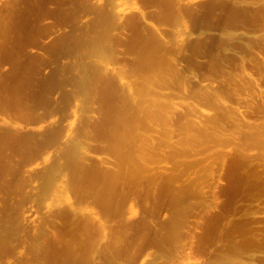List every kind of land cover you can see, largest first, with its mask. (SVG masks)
Returning <instances> with one entry per match:
<instances>
[{
	"label": "rangeland",
	"instance_id": "374dc122",
	"mask_svg": "<svg viewBox=\"0 0 264 264\" xmlns=\"http://www.w3.org/2000/svg\"><path fill=\"white\" fill-rule=\"evenodd\" d=\"M34 1L36 0H33L30 5L34 11L32 8H30V10L28 9L29 11L32 10L34 14L29 13L28 16H36L37 13V19L40 17L38 20H41L38 21L40 22V27H38V29H45V31L41 30L43 34H45L46 31L47 33L60 31V33L54 36L55 38L53 37L54 42L57 38H59L56 40L58 43L59 41H63L62 39L66 37L65 40L69 44V47L73 46L71 45L72 43L75 44V39H78V36H81L78 52L74 53L71 57H67V59H62V61L69 66L67 67L65 65L66 68L64 72H66V77L72 80L75 78L74 75L76 76V74H78L80 79H76V81L73 80L72 82L74 87L70 95V101H72L70 111L67 113H58L59 115L54 114L52 118L53 121H55V119H57L56 121L61 120L63 124L64 120L69 121V129L63 131L60 130L62 128L59 127V132L55 133V135L57 134L56 136L60 135L61 137L58 144L55 145L54 149L47 152L49 154L46 153L43 155V158L37 157L31 163L35 171L32 176V182L28 187L29 190L26 189V184L22 185V187L21 185L19 186V189H24L19 190V194L22 193L19 195V200L21 198V202H19L20 206L18 210H15L16 208L12 210L14 213L17 212L19 219L17 216V219L15 216V219L13 218L12 214L16 215V213L10 212V214L12 213L11 216L8 215L9 213L7 212L3 213V215L0 214V237L2 238H0V244L3 248L2 250L0 249L2 254H0V260L3 261V263L0 261V264H141L142 262H147V264H209V262L211 264H264V262H261L264 261V156L259 157V151L256 150L258 148L260 151L261 149L264 151V146L261 145L260 147V144H255L250 140L249 143H247L244 138L245 141L239 142V146V144H237V139L241 134L238 135L235 128V130L231 129L233 126L222 119L223 117L221 118L220 124L223 126L225 125L224 127L228 124L227 129L224 127L222 129V126L218 124L220 128L217 127L219 130L217 137H209L207 140L210 144L204 141L202 146L199 141H195V138L183 134L185 131L182 127V121L184 123L186 120L183 116H185V112L188 113L189 107L194 111L196 107H198L197 109L206 113V115L203 112L201 114V111H199L200 114H198V112L195 111L199 115L195 114V116H198L197 119L201 122L200 125L202 126L213 127L214 125H212L211 120L216 116L215 113H217L218 116L222 115L221 110L219 109L220 114L217 111L218 109L212 105V101L197 97V92L200 91L203 85H207V87L209 85L208 88H202L201 91H204L203 93H205L206 90L204 89L206 88L208 91H211V88L214 89V87L220 89L222 93L217 92V89H214L215 91L213 90L212 93L218 94V101H220L219 98H223L220 101L222 103L219 102L220 104H224L225 102L226 105H228L229 103L227 104V102H230L231 104H229V106L232 107H237L239 103H236V105L233 103L234 99L238 98L232 95V85L236 83L238 86L240 83L247 82V75H250V79L253 77L252 81H254V83L260 80L256 83L258 85L256 86L260 90L264 89V0H177L181 3V6L183 3L189 5L187 7L185 6L183 9L179 7V5H175L176 1L174 0L172 2L175 6L171 5L172 2H169V0H84V2L83 0H78L77 5L75 4L77 0H60L63 4L59 2L61 6L59 5L57 8L55 5L50 6L52 2L49 0L47 1H49V4L51 3L50 5H41V2L43 4L44 0H37V3ZM56 1L57 0L54 2L59 4ZM79 1H81V3ZM91 2H93V4ZM38 3H40V7ZM21 5L20 7L24 8L25 6L26 9L29 6V4L27 6V3L26 5ZM48 5L49 10L46 9V11L45 7L47 8ZM41 7L44 8V10H41ZM61 7H63L65 14L73 16L75 14L73 18L68 17L67 20H70V24L72 23L71 19L73 20L75 18L77 20L80 19L81 22L83 21V31L77 30L76 22L72 23L74 26L67 24V22H69L65 17L67 15H64ZM177 7L180 9H177ZM20 9L22 11L25 10V8ZM51 9H55L52 11H56V13L59 11L58 14H53L55 12L50 13ZM123 10H125V13L127 12L128 16L133 14L131 11H134V13L137 12L136 16H134L135 14L131 16L132 18L138 17L140 13L143 12L144 14L142 15L144 16H140V18L143 20L145 17V20H143L144 22L142 23L139 19V24L137 18V23H134L140 26H134L133 23V28L130 27L131 24H129V26L127 22L131 23L134 20L129 18L130 20L128 21V16L126 14L123 15ZM178 10L180 12H178ZM1 11L2 9H0V12ZM25 11L22 13L25 14L27 12ZM35 11L38 12L35 13ZM128 11H130L131 15H129ZM187 11H190V13L188 14ZM4 13H6L4 17L7 16V12L4 11L3 14ZM22 13L20 14L22 15ZM27 13L25 14L26 16ZM3 14H0L1 17ZM182 15L183 18L181 17ZM79 16L80 18H77ZM125 16L127 17L125 18ZM63 17H65V19ZM122 17L126 20H123ZM42 18H44L45 21H43L42 25H44V23L46 24L47 20L46 26L41 25ZM61 19L62 21H60ZM53 20H57V22L55 23ZM58 21H60V24ZM48 23L53 24L49 26ZM124 24H126V26ZM146 24H148L147 28L145 27ZM56 25L58 27L60 25L68 31L60 27V30H57L58 27ZM51 26L53 28L55 27V30H53ZM47 28H51L49 29L50 32ZM153 28L154 30L158 29L157 32H160L157 33ZM38 29L36 28V30ZM152 30L154 33H152ZM41 31L40 33L37 31V34L41 35ZM79 32L82 33L79 34ZM61 33L63 36L59 37L58 35ZM157 34L161 36L159 37L161 39L158 38ZM23 35L25 34H21L19 39H21ZM27 38L23 36L22 40H26ZM51 42L48 44H50V46L52 45L54 50H51V47L47 44L43 46L44 48L41 47L39 50L42 51L39 54L42 57L38 58L41 59L45 57L44 61L43 59L40 60L45 64L53 60L58 66L60 63H57L56 59L60 60L61 58L59 59V57L61 54L60 52L57 54L56 49L60 51V44L58 46L57 43ZM47 46L48 49L46 50ZM44 49L47 51L45 53L46 55L43 54ZM48 50L50 53H48ZM53 52H55V54H53ZM49 58H51V60H49ZM0 60L2 61L1 57ZM174 61L175 63H172ZM171 64H175L173 66L176 67H172ZM99 68L100 70L102 69L101 72ZM107 69L110 73L109 78H111V75H117V78L114 79L118 80L117 70L120 74L119 77L121 78L123 76L120 85L123 82V84H125V82L130 84H128V86L127 84L126 86L121 85L120 87H127L128 92L126 93L125 91L126 94L123 93L124 90L122 88L118 90L119 92L122 91V93L117 92L119 93L117 97L115 93L118 88H112L111 90L112 86L117 85L114 84L117 80L112 79L113 81L111 82V79L106 77V75L109 76V73L107 74ZM170 69L173 70V73L170 72ZM177 69L181 73H179ZM113 70H115L116 73L111 74ZM98 71L100 73H98ZM105 71L106 73H104ZM175 72L178 76H182V80L179 79V77L176 78L177 75ZM172 74L176 77L174 78ZM82 76L84 77L83 79ZM105 77L109 79V82L105 81ZM100 80L102 82L104 81V85L100 83ZM119 80L116 83H118ZM97 81L100 82L97 83ZM108 83L110 85H108ZM106 84L110 86V88L107 87ZM16 85L19 87L18 82H14V86L18 88ZM211 85L212 87L210 88ZM196 86L197 88L201 86L199 87V91L196 90L197 92L195 91ZM230 86L232 87L230 88ZM237 86L235 85L234 87ZM117 87H119V84ZM259 89L258 93L260 91ZM108 90L113 91L116 96H113L112 93L110 94ZM229 90L231 94H228ZM262 90L260 91L261 95L264 94ZM128 93L132 96L129 97L130 95ZM192 93L194 96L196 94L195 100L198 101L197 103L195 102V106L192 105L195 101L194 97H192ZM258 93H256V95L259 97L260 94ZM122 94H125V96L128 94V98H125L124 95V97H121ZM205 94L209 93L206 92ZM261 95L260 99L262 101L259 100L257 96H251L254 100L248 97L250 100L248 99L249 101L245 102L244 106H242L243 103H239L241 109H244L241 110L239 108V110L242 112L244 111V115H255L254 117L251 116L254 120L250 117L252 121L249 117L247 118L244 116L247 118L246 120H250H248V122L253 124L258 122L257 116L260 115L259 113L256 114L257 109L255 110L256 112H253L255 109L253 104H256L257 108L258 105H261V102L264 103L263 96L261 97ZM132 97H134V100L130 99ZM197 98L202 101L204 99L205 102L209 104H207V108L205 107L206 103L204 101L203 103L200 102ZM127 99H130V101H127L130 104L126 103L125 100ZM256 99H258L259 104L256 102ZM251 100L253 102H251ZM191 101L192 103L190 104L189 102ZM237 101L238 100H235L234 102ZM156 103L158 107L155 106ZM185 103L189 105L186 110L182 109L183 106H187ZM198 103L199 105H197ZM165 104L169 105L166 106ZM202 104H204V106H202ZM220 104L219 106H221ZM163 105L164 108H161ZM208 106H210V108ZM247 106H254V108L251 107L253 110L249 109V114L247 112ZM134 107L137 109H134ZM153 109L155 113H153ZM180 109L181 112H177V110L179 111ZM157 110L158 112L156 113ZM136 111L141 112L137 113ZM159 112L161 114H159ZM172 112L173 114H171ZM213 112L215 115L214 117ZM165 113L170 116L171 121H161L163 123L162 125L159 120H156ZM174 113H176V116L178 114L177 118H175L176 116ZM143 115L145 118H143ZM209 115L213 118H209ZM87 116H90V120L92 116L97 120L93 121L94 118H92L90 122V120H87ZM260 116L262 117V114ZM203 117H205V122L202 119ZM261 117H259V122L263 121ZM45 121L47 122L48 119H45L41 125L49 124V121L47 123ZM170 123L175 124L177 127L179 126V128H175L176 130L182 129L183 131H173L172 128H174L175 125L173 127L171 124L170 127ZM224 129L226 130L224 131ZM245 130L246 127L243 131ZM172 131L173 133H171ZM226 131L228 135H232V137L228 136ZM178 132L183 135H175ZM233 132L236 135H234ZM62 133L63 135H61ZM224 133L227 137L224 136ZM173 134L178 137L173 136ZM190 134H192V132H190ZM167 135L169 138L172 136V139H168ZM52 136L53 135H51V137ZM234 136L237 138L236 140ZM183 137L188 138L183 139ZM189 137L192 139L191 142L187 141ZM134 138L136 140H134ZM225 138H228V142L231 140L236 142L235 146L228 143ZM148 139L152 140L155 146L157 145V141H159L156 146V148H158H153L155 146L151 144L152 142L149 143ZM178 139H180V142L185 140L181 142L183 146L179 144ZM213 139H217V142ZM174 140L177 143L173 142ZM142 141H144V146L142 145L143 143H140ZM166 141L171 143V145ZM232 141L231 143L234 144ZM79 142H81V144L77 146ZM165 142L168 144L167 146L164 144ZM75 143L77 144L75 145ZM138 143L139 145L141 144V146L137 145ZM161 143L163 144L161 145ZM146 144H148L147 147ZM243 144L244 146L240 149ZM245 144H252L254 148L250 145L247 149ZM137 146L143 148L138 149ZM236 146H239V148L237 149ZM78 147H80V149ZM151 147L154 154L152 150L150 151ZM188 148L192 149V151L194 150V152L190 150L191 153H189ZM243 148L245 149L243 150ZM183 149H185L184 151L187 153L184 152ZM74 150H77L78 153ZM177 150L179 152H177ZM145 151L148 154H146ZM217 151H221L218 153L221 158L226 155L225 157L227 159L224 158L226 162L221 158V161L218 160L219 156H215ZM229 151H231L230 153L232 155ZM233 151L236 152V157L232 153ZM238 151H240L239 155H241L242 152L243 154L245 153V157H247L246 154L249 153L250 156L248 155L247 158L250 157V159L245 157L241 159L244 155L239 156ZM262 151L261 153L264 155ZM71 152H76V156L74 153L71 154ZM213 152H216V154H213ZM254 154L256 156L258 154V158L255 157ZM251 155H253L252 158ZM86 157L89 158V160H87L88 162L85 159ZM90 157L97 158L96 160L97 162L99 161V163L100 160H102L101 163L103 162V166L106 164L107 166L105 167H107V169L110 168V171L105 173L104 170V173H100V175L98 172L101 171V169L99 170V166L95 169L96 165L94 163V165L90 164V167L93 166V170L90 169L92 172L90 170L88 174L84 172L85 168H83L82 160L83 158L85 159L84 164L86 168H88L89 163L95 161L94 158H92L94 161L92 159L90 160ZM214 158L220 164L222 161L223 163L218 165ZM237 158L238 161H236ZM202 159H207L205 160L207 162ZM239 159L242 161L241 164H239L241 162ZM245 159H247V162L243 161ZM195 160L201 161L196 163ZM209 160L213 166L210 164ZM190 161H195L198 167H196L195 164H190ZM213 161L215 163H213ZM188 164L191 166L194 165L196 168L192 166L190 170L186 171V165ZM208 166L212 167L209 168ZM204 167H206L207 170ZM213 167L217 169L214 168L216 174L214 173L215 171H211ZM187 168L189 169V166ZM201 168L202 171H200ZM52 170L54 173H52ZM196 170L200 173L197 171L196 175H193ZM204 171L209 172L204 173ZM202 173L205 175L203 174L204 176L200 177ZM209 173H213V176H208ZM103 174L106 176H102ZM166 176L167 178L169 176L172 178L169 177L167 180V178L165 179ZM193 177H195V180L191 179ZM204 177H206V179ZM59 180H61V184H59ZM8 182L5 180V184ZM57 184L61 186H57ZM5 186H7V188H5ZM5 186H2V188L5 190L7 189L6 192L9 188L12 189L10 184H6ZM2 188L0 185V192H3V195L4 191L1 190ZM44 188L47 192L43 190ZM27 190L29 191L28 195L24 198L23 194H25ZM54 190L56 192H54ZM13 191L15 193L18 190H10V192ZM212 191L216 194L214 195ZM6 192L4 194L5 196H0V200H2L1 197H5V201L8 203L15 195L12 194V196L9 195L8 197L10 193ZM5 201H3V204L0 201L2 206H6L7 203ZM40 201H42V203ZM7 207L8 205L3 209L5 210ZM59 207L61 209L65 207L69 215L72 214L71 216H76V220L73 217V220L70 218L68 219V217L71 216H69L67 211L63 210V208V212L65 211L64 213H67L66 216H68H65L64 219H67H57L54 217L55 219H52L51 223L50 219L52 215L55 214L53 210L58 212V209L60 210L58 213H63H61ZM7 210L11 211L9 208H7ZM59 215L55 216L60 218L61 216ZM90 216L96 218V221L99 222L94 223L95 219H91ZM182 216L185 217V219ZM9 219H12V222L9 221ZM81 219L86 220L87 226L89 222L88 228L93 225L92 229L88 230V228H83L85 225L81 224L84 222ZM6 220L8 222H6ZM46 220L49 222L47 223ZM177 220H180L179 222L181 223H178ZM4 222H6V225ZM189 223L190 225H188ZM82 225L84 226L81 227ZM180 226L181 228L178 229ZM38 229H42L47 236L43 232L42 234L41 232L39 233ZM95 229L96 231L94 232L97 236L93 232ZM96 232H98V234ZM142 232H144V234H142ZM171 232L172 234L174 233V236L171 235ZM189 232L190 235L193 237L196 236V238L187 235ZM204 232L205 234H203ZM48 233H53V235ZM139 233H141V235ZM201 233L202 237H200ZM16 234L17 236H15ZM43 234L45 237H43ZM186 235L188 238H191L190 241L188 238L185 239L187 237ZM208 236H210L211 239ZM39 237L41 239H39ZM174 237L178 238L176 239ZM205 237L207 241L205 243L203 241L201 242L200 240H203ZM115 240H119L117 241L118 243L116 242V245ZM180 240H183L181 244L179 242ZM197 240L200 243H198ZM10 243L13 245H10ZM182 243L185 249L187 245L191 247L188 246L189 248L187 247L186 251ZM196 243H198V245ZM211 244L212 246H209ZM201 245H204L207 251L204 250L205 248L203 247V249ZM207 245L209 247H207ZM257 245L262 249H257ZM11 246H13V248H11ZM211 247L212 251L208 253ZM10 250L13 251L9 252ZM140 256L145 259L142 260ZM180 256L181 258H179Z\"/></svg>",
	"mask_w": 264,
	"mask_h": 264
},
{
	"label": "bare ground",
	"instance_id": "6f19581e",
	"mask_svg": "<svg viewBox=\"0 0 264 264\" xmlns=\"http://www.w3.org/2000/svg\"><path fill=\"white\" fill-rule=\"evenodd\" d=\"M33 0H0V9H2V11L4 12H7V16H5L4 17V15H6V13H4L3 14V12L1 11L0 12V14L2 15L3 14V16L1 17V15H0V57H1V59H2V61L0 60V185H1V188H2V186L4 187L6 184H10L11 186H9V187H11L13 190L15 189V190H18V191H16L15 193H14V191L13 192H10V190H12V189H8V191L7 192H9L10 194H8V197H9V195L10 196H12V194H14L15 196L13 197V198H11V200L7 203L6 201H5V197H1V199L2 200H0L1 201V203L3 204V201H5L7 204H6V206L8 205V207L7 208H9L11 211H9V210H7V208L4 210L3 208L4 207H6V206H2V204L0 205V207H3V208H0L1 210V212H0V214H2L3 215V213H9L8 215H10L11 216V214L12 213H14V211L12 212V210H14V208H16L15 210H18V207L20 206L19 205V202H21V198H20V200H19V195H21L22 193H20L19 194V190H21V189H23V188H21L22 187V185H27V187H26V189H28L29 190V186H30V184H31V182H32V176H33V173H34V169L35 168H33L32 167V162L34 161V159L35 158H37V157H40V158H43V155H45L47 152H49L51 149H54V147H55V145H57L58 144V142H59V140H60V135L59 136H56L55 135V133H57V132H59V127L60 128H62V129H60V130H68L69 129V127H68V123H69V121H67V120H64L63 122H64V124L61 122V120H59V121H56L57 119H55V121H53L52 120V118H53V115L54 114H58V113H67V112H69L70 111V109H71V106H72V101H70V95H71V93L73 92V90H72V88L74 87L73 86V84H72V82H73V80L74 81H76V79H80L79 78V75L78 74H76V76L74 75V79H72V80H69L67 77H66V75H65V73L66 72H64V69L66 68L65 67V65H66V63L64 62V61H62V59L64 58H66L67 59V57H71L74 53H77L78 52V47H79V43H80V38H81V36H78V39L76 38L75 39V44H71V45H73V46H68L69 44L67 43V41L65 40V38L64 39H62L63 41H59L58 43L56 42V40H58L59 38H57V39H55V42H54V40H53V37L54 36H56L58 33H60V31H52V33L50 32V30L49 29H51V28H53L52 26H51V28H47L48 29V31L50 32V33H47V31L45 32V34H43V30L45 31V29H43L42 28V26H46V24H47V20H46V24L44 23V25H42V23H43V21H44V18H42V22H41V30L40 29H38V27H40L39 25H40V22H38V21H41V20H38L37 19V13L36 12H38V11H35V13H36V16H32V15H29L28 16V14L30 13H33V8H32V6H30L31 5V2H32ZM37 1V0H36ZM36 1H34V2H36ZM39 1V0H38ZM42 1V0H41ZM40 1V2H41ZM45 1H47V0H44V2ZM49 1H51L52 2V4L50 5L49 4ZM49 1H47V2H43V4H42V2H41V5H47V4H49L50 6H56V8H57V6H61V4H63V2L62 1H60V0H57L56 2L57 3H59V4H56L54 1H52V0H49ZM74 1H76V0H74ZM90 1V0H89ZM162 1V0H161ZM173 0H169V2H172ZM174 1H176L175 2V5L177 4V6L179 5V7H181L182 9L183 8H185V6L187 7V6H189L188 4L187 5H185L184 3H183V5H184V7H183V5L181 6V3L179 2V1H177V0H174ZM203 1H205V0H203ZM203 1H201V2H203ZM22 2H24V3H22ZM80 3H81V1H79ZM83 2H84V0H83ZM87 2V1H86ZM164 2H168V1H164ZM21 3H22V5H26V3H27V6H28V4H29V6L27 7V9H26V7L24 6V8H25V10L27 11L28 9L30 10V8H32V12L31 11H25V10H21L20 8H22V9H24L23 7H20V5H21ZM37 3V2H36ZM54 3V4H53ZM69 3V2H68ZM74 3V2H73ZM77 3H78V0H77V2L75 3L76 5H77ZM92 4H93V2H91ZM108 3V2H107ZM196 3V2H195ZM39 4V7L41 6L40 5V3H38ZM38 4H36V5H38ZM87 4V3H86ZM111 4V3H110ZM118 4H119V2H118ZM171 4V3H170ZM21 5V6H22ZM49 5L47 6V8L45 7V10L47 9V10H49ZM66 5V4H65ZM69 5V4H68ZM75 5V6H76ZM81 5H83V4H81ZM112 5V4H111ZM171 5H173V6H175L174 4H173V2H172V4ZM63 6V5H62ZM79 6H80V4H79ZM104 6V5H103ZM71 7H73V8H75L74 6H71ZM106 7V6H105ZM179 7H177V9L179 8ZM52 8V7H51ZM55 8V7H54ZM62 8V11H63V7H61ZM66 8H68V7H66ZM78 8V7H77ZM91 8V7H90ZM89 8V9H90ZM108 8V7H107ZM44 10V8H42L41 7V10ZM60 9V8H59ZM64 9H65V7H64ZM72 9V8H71ZM96 9V8H95ZM176 9V10H177ZM180 9V8H179ZM46 10V11H47ZM52 10H55V9H51V12L50 13H53V12H55V13H53V14H58V12L56 13V11H52ZM69 10V9H68ZM92 10V9H91ZM20 11H22V12H26L27 13V16L24 14V13H22V12H20ZM46 11H44V12H46ZM62 11H60V12H62ZM84 11V10H83ZM96 11V10H95ZM124 11V13H123V15H127L128 16V14H127V12L125 13V10H123ZM22 13V15L20 14V13ZM90 12V11H89ZM99 12H100V10H99ZM129 12V15H131L130 14V11H128ZM136 12V11H135ZM178 12H180L179 10H178ZM188 12V14L190 13V11H187ZM63 13H64V15H67V16H65L66 17V20L68 19V17H74L75 16V14H74V16L73 15H69V14H65V12L63 11ZM131 13H133V14H135L134 16H136V14H137V12L136 13H134V11L132 12L131 11ZM20 14V15H19ZM26 16H24V15ZM34 14V13H33ZM47 14H48V12H47ZM78 14V13H77ZM80 14V13H79ZM122 14V13H121ZM132 14V15H133ZM142 14H144L143 12H141L140 13V15L138 16V17H131V16H128V21L130 20V19H132V20H134V21H132L131 23L130 22H127L128 24L127 25H129V24H131V26L130 27H132L133 28V25L135 26L136 24L134 23V22H136L137 23V18H138V20L140 19L141 20V22L143 23L144 21L143 20H145V17L143 18V20L140 18V16H144V15H142ZM181 14V13H180ZM183 14V13H182ZM81 15V14H80ZM96 15V14H95ZM187 15V14H186ZM24 16V17H23ZM31 16V17H30ZM87 16V15H86ZM86 16H84V17H86ZM127 16H125V18L127 17ZM35 17V18H34ZM65 17H63L64 19H65ZM92 17V16H91ZM120 17V16H119ZM180 17V16H179ZM182 18H183V15L181 16ZM3 18V19H2ZM59 18V17H58ZM62 18V19H63ZM77 18H80V16L79 17H77ZM82 18V17H81ZM123 18V17H122ZM130 18V19H129ZM136 18V19H135ZM2 19V20H1ZM62 19L60 20V21H62ZM71 19V18H70ZM93 19V18H92ZM123 20H126V19H124L123 18ZM122 20V21H123ZM140 20L138 21V23L140 24ZM49 21V20H48ZM55 23L57 22V20H53ZM60 21H58V23L60 22ZM64 21V20H63ZM67 21H69V22H67V24H70V20H67ZM45 22V21H44ZM50 22H52V21H50ZM53 22V23H54ZM66 22V21H65ZM71 22L73 23V22H76V28H77V30H79V31H83L82 29L84 28V24L80 21V19H71ZM117 22V21H116ZM119 22V21H118ZM1 23H2V25H1ZM39 23V24H38ZM52 23V24H53ZM70 24V25H72V26H74L73 24ZM79 23V24H78ZM134 23V24H133ZM52 24H50V23H48V25L50 26V25H52ZM60 24V23H59ZM133 24V25H132ZM145 24V23H144ZM55 25V24H54ZM58 25V24H57ZM56 25V26H57ZM61 25H62V23H61ZM94 25V24H93ZM125 26H126V24H124ZM147 25L148 24H146L145 25V27L147 28ZM48 26V27H49ZM63 26V25H62ZM62 26H60L59 25V27L61 28V29H63L62 28ZM115 26V25H114ZM119 26H120V24H119ZM123 26V25H122ZM136 26H140V25H136ZM38 29V30H36V28ZM58 27V26H57ZM59 27H58V29L57 30H60L59 29ZM69 27V26H68ZM71 27V26H70ZM116 27V26H115ZM45 28V27H44ZM55 28V27H54ZM53 28V30H55ZM75 28V29H76ZM90 28V27H89ZM141 28V27H140ZM65 29V28H64ZM148 29H149V26H148ZM150 29H152V28H150ZM156 29V28H155ZM65 30H67V29H65ZM71 30V29H70ZM117 30V29H116ZM153 30H154V28H153ZM152 30V33H154V31H156L157 32V30H154L153 31ZM37 31L40 33V31L42 32L41 33V35L39 34H37ZM63 31V30H62ZM68 31V30H67ZM72 31V30H71ZM75 31V30H74ZM64 32V31H63ZM66 32V31H65ZM88 32V31H87ZM156 32H155V34H156ZM158 32H160V31H158ZM157 32V33H158ZM47 33V34H46ZM72 33V32H71ZM80 33H82V32H79V34ZM179 33V32H178ZM21 34H25V35H23V36H26V40H22V38H23V36H21L22 38L21 39H19V36L21 35ZM66 34L68 35V33L66 32ZM70 34V33H69ZM73 34V33H72ZM72 34H70V35H72ZM76 34V33H75ZM84 34V33H83ZM154 34V35H155ZM177 34V33H176ZM42 35H43V37H42ZM158 35V38L159 37H161L160 35H161V33H160V35L159 34H157ZM59 37L60 36H63L62 35V33L60 34V35H58ZM57 36V37H58ZM73 36V35H72ZM84 36V35H83ZM39 37H40V39H39ZM68 37V36H67ZM55 38V37H54ZM63 38V37H62ZM159 39H161V38H159ZM61 40V39H60ZM82 40V39H81ZM51 41H53V43H57L58 44V46H59V44H60V51H58V49H56L57 50V54L60 52V54H61V56L59 57V59L60 60H57L56 59V61H57V63H60V65H58L57 66V64H55L56 62H53V60H51V58H49V60H51L50 62H46V64L43 62L45 59V57H43V58H38V57H42L41 55H39L40 54V52H42V51H39L40 49H41V47H43V46H45V45H47L48 43H50ZM160 41V40H159ZM63 42V43H62ZM69 42V41H68ZM62 43V44H61ZM51 44H52V42H51ZM56 44V45H57ZM48 46L49 47H51V50H54V48H53V46L51 45L50 46V44H48ZM48 46L46 47V50L48 49ZM54 47L56 48V46L54 45ZM44 48V47H43ZM53 48V49H52ZM50 49V48H49ZM47 51H45V49H44V53L43 54H45ZM56 52V51H55ZM55 52H53V54H55ZM48 53H50V51L48 50ZM42 54V53H41ZM56 54V55H57ZM46 55V54H45ZM49 55V54H48ZM44 56V55H43ZM58 58V57H57ZM43 59V61H40V60H42ZM47 59V58H46ZM55 60V59H54ZM76 60V59H75ZM19 61V62H18ZM47 61V60H46ZM59 61V62H58ZM67 61V60H66ZM18 62V63H17ZM172 63H175V61L174 62H172ZM72 64V63H71ZM75 64V63H74ZM97 64V63H96ZM99 65V64H98ZM97 65V66H98ZM173 65H175V64H171V66L172 67H176V66H173ZM67 67H69L68 65H66ZM57 67H58V70H57ZM74 67V66H73ZM103 67V66H102ZM78 69V68H77ZM174 69V68H173ZM97 70V69H96ZM99 70H100V68H99ZM102 70V69H101ZM101 70H100V72H101ZM175 70V69H174ZM66 71H67V69H66ZM177 71H179L178 69H177ZM99 71H98V73H100ZM116 72H117V74H118V80H119V72L116 70ZM115 72V70H113V73H111V74H114V73H116ZM170 72L171 73H173V70H171L170 69ZM73 73V72H72ZM104 73H106V71L104 72ZM109 72H108V69H107V74H108ZM179 73H181L180 71H179ZM95 74V73H94ZM93 74V75H94ZM101 74H103V73H101ZM175 74H176V72H175ZM109 76H107L106 75V77L107 78H109L110 77V73L108 74ZM122 75V74H121ZM177 75V77L176 76H174L173 74H172V76L175 78H178L179 77V79H181L182 78V76H178V74H176ZM84 76V75H83ZM82 76V79L84 78ZM94 76H96V75H94ZM105 76V75H104ZM112 76H115V77H112ZM117 75H111V78H109V79H111V82L113 81V80H117V79H114V78H117L116 77ZM250 76V75H249ZM248 75H247V82H243V83H240V85L238 84V86H237V84L235 83V85L237 86V87H234L235 85L233 84L232 86H230V88L232 87V95L234 96H236L238 99H234V101L235 100H238L237 102H234L233 101V103H234V105H236V103H243L242 104V106H244V103L245 102H247V101H249L250 99L248 98V97H250V98H252L251 96H257L256 95V93H258V85L256 84L257 82H259L260 80H258V79H255V80H258L256 83H254V81H252V78L250 79V77H249ZM105 77V78H106ZM123 77V76H122ZM122 77L120 78V80H119V82L118 83H116V82H114V84H117V85H115V86H112L111 87V90H112V88L114 89H117V91H116V95H117V97L119 96L118 94L119 93H122V91L121 92H119L118 90L119 89H122L123 88V90H124V92L123 93H125V91H126V93L128 92V90H127V87H123L122 86V88H120L121 87V85H125L126 86V82H125V84H121L120 85V82H122L121 80H122ZM249 77V78H248ZM72 78V77H71ZM96 78V77H95ZM106 78V82H109L108 80L109 79H107ZM242 78H244V77H242ZM241 78V79H242ZM91 79H92V75H91ZM113 79V80H112ZM240 79V80H241ZM97 80H98V77H97ZM182 80V79H181ZM86 81V80H85ZM101 81V80H100ZM100 81H97V83H99ZM242 81V80H241ZM240 81V82H241ZM14 82H18L19 83V87L18 88H16L15 86H14ZM104 82V81H103ZM102 81L100 82V83H102L103 85H104V83H103ZM118 84H119V87H117L118 86ZM129 84V83H128ZM128 84H127V86H128ZM207 84H209V83H207ZM101 85V84H100ZM108 85H110L109 83H108ZM130 85V84H129ZM203 85V84H202ZM257 85V86H256ZM97 86L100 88V86L97 84ZM106 86H107V84H106ZM183 86V85H182ZM107 87H109L110 88V86H107ZM199 87H201V86H199ZM199 87L197 88V86L194 88L195 89V91L197 90V91H199ZM204 87H207V85H203V87H201V89H200V91L199 92H197V94H198V98H204V99H206V100H208V101H212V105L213 106H215L216 107V109H218L217 111L220 113V111H219V109L221 110V112H222V115H219L218 116V114L217 113H215V115L216 116H218V117H216L215 115H214V112H213V117H211V115H209L208 117L209 118H213L212 120L211 119H209V120H211V123H212V125H214L213 127H208V126H202V125H200L201 124V122H199L198 121V119H197V117L199 116L198 114H200L199 113V111H201V110H199V109H197L198 107H196V109H195V111L196 112H198V114L194 111V110H191L190 109V107H189V105H187L188 103H185L187 106H183V108L182 109H187L188 107V109H189V111H188V113H186L185 112V116H183L184 118H186V120L184 121V123H183V121H182V124H183V130L185 131V133H183V134H185V135H188V136H190V137H193V138H195V141L197 140V141H199L200 143H201V146L203 145L202 143L204 142V141H206V143H209L208 142V138L209 137H213L214 138V136H216L217 137V133H219V130L217 129V127L219 126L218 124H220V122H221V118L222 119H224L227 123H229V124H231L232 126H233V128H231V129H236L237 130V134L239 135V134H241V135H239V138L237 139L235 136V140L237 139V141H238V143L237 144H239V142H241V141H245L244 139H246V141H247V143H249V140L250 141H252V142H254L255 144H260L259 146L261 147V145L262 146H264V103H262L261 102V105H258L259 103V101H258V99L259 100H261L260 99V91L262 90H260L259 91V93L258 94H260L259 95V97H258V99H256V102L258 103L257 105V108H256V104H253L254 106H255V109L253 110V108H254V106H251V107H253L252 109H251V107L249 108L248 106V114H249V109L250 110H253V112L257 109V112H256V114L257 113H259L260 115L262 114V117L260 116V115H258L257 116V118H258V124L257 123H251V122H248V120H246L248 117L250 118L252 115L251 114H247L248 116H246V115H244V111L242 112L241 110L243 109H241V107L239 106V103H238V105H237V107H232V106H229V104H231L230 102H227V104L228 105H226V103L224 102V101H226V100H224L223 102H224V104H220V103H222V102H220L221 101V99H223V98H219L220 99V101H218V97L219 96H217L218 94H215L214 92L212 93V91L214 90V89H217V87L215 88L214 87V89L213 88H211L212 87V85L210 86V88H211V91H208L207 90V88L209 87V85H208V87L206 88V89H204V90H206L205 91V93L207 92V93H209V94H205V93H203L201 90H202V88H204ZM102 88V87H101ZM129 88V87H128ZM184 88V87H183ZM261 88V87H260ZM95 89H96V86H95ZM98 89V88H97ZM108 89V88H107ZM135 89V88H134ZM103 90V89H102ZM111 90H108V91H110L109 93L111 94L112 93V95L113 96H116L115 94H114V92L113 91H111ZM190 90H191V88H190ZM193 90V89H192ZM218 90V91H217ZM216 91L217 92H221L222 93V91L220 90V89H217ZM228 90V89H227ZM105 91V90H104ZM132 91V90H131ZM194 91V92H195ZM215 91V90H214ZM262 91H264V89L262 90ZM117 92H119V93H117ZM193 92V93H194ZM231 91L229 90V93L228 94H231L230 93ZM125 93V94H126ZM193 93H192V97H194V100H195V97H196V94H195V96L193 95ZM212 93V94H211ZM262 93H264V92H262ZM125 94H122V96L121 97H124L125 96ZM129 94V93H128ZM128 94H127V96H128ZM134 94V93H133ZM124 95V96H123ZM130 96L129 97H131L132 95L131 94H129ZM135 95H136V93H135ZM155 95H157V94H155ZM127 96H125V98L127 97ZM263 96V97H262ZM159 97V96H158ZM261 97L264 99V94L263 95H261ZM128 98V97H127ZM134 97H132V98H130V99H132V100H134L133 99ZM155 98V97H154ZM197 98V99H198ZM200 98V99H201ZM226 98H228V97H226ZM233 98V97H232ZM124 99V98H123ZM130 99H127V100H125L126 101V103L127 104H130V103H128L127 101H130ZM153 99V98H152ZM200 99H198L200 102H202L203 103V101L205 102V100L203 99V101L202 100H200ZM249 99V100H248ZM193 100V101H194ZM252 100H254L253 98H252ZM251 100V102H253ZM207 101V102H208ZM242 101V102H241ZM244 101V102H243ZM262 101V100H261ZM152 102V101H151ZM155 102V101H154ZM164 102V101H163ZM198 102V101H194V103L192 104V105H194V104H196V103ZM220 102V103H219ZM251 102H248V103H251ZM264 102V101H263ZM190 104L192 103V101L191 102H189ZM206 103V102H205ZM204 103V104H205ZM217 103H219L221 106H219V104H217ZM232 103V104H233ZM134 104V103H133ZM158 104H160V103H158ZM204 104H202V106H204ZM207 104L208 103H206V105H205V107L207 106ZM166 105V104H165ZM167 105H169V104H167ZM166 105V106H167ZM197 105H199V103L197 104ZM200 105H201V103H200ZM209 105V104H208ZM233 105V106H234ZM248 105H250V104H248ZM129 106V105H128ZM156 107H158V105H157V103H156V105H155ZM154 106V107H155ZM195 106V105H194ZM239 106V107H238ZM155 107V108H156ZM184 107H186V108H184ZM209 108H210V106H208ZM76 108V107H75ZM161 108H164V105L163 106H161ZM168 108V107H167ZM166 108V109H167ZM193 108V107H192ZM207 108V107H206ZM239 108L241 109V110H239ZM246 108V107H245ZM134 109H137V108H135L134 107ZM157 109V108H156ZM170 109V108H169ZM194 109V108H193ZM215 109V108H214ZM213 109V110H214ZM215 109V110H216ZM246 109V110H247ZM150 110V109H149ZM171 110V109H170ZM198 110V111H197ZM205 110V109H204ZM244 110V109H243ZM144 111V110H143ZM153 111V113H155L154 111V109L152 110ZM176 111V110H175ZM216 111V112H217ZM137 112V111H136ZM135 112V113H136ZM141 112V111H140ZM139 111L137 112V113H140ZM148 112H151V111H148ZM158 112V110L156 111V113ZM161 112V111H160ZM159 112V114H161ZM164 112V111H163ZM174 112V111H173ZM173 112L171 113V114H173ZM177 112H181V109L178 111L177 110ZM183 112V111H182ZM202 112L204 113V111H201V114H202ZM246 112V111H245ZM76 113V112H75ZM134 113V114H135ZM147 113V112H146ZM146 113H143V114H145V115H148V114H146ZM72 114H73V112H72ZM89 114H91V113H89ZM168 114H170V113H168ZM176 113H174V115H175ZM182 114V113H181ZM184 114V113H183ZM195 114L196 115H198V116H195ZM205 115H206V113H204ZM221 114V113H220ZM59 115V114H58ZM138 115V114H137ZM157 115V114H156ZM204 115V116H205ZM66 116H67V114H66ZM73 116H74V114H73ZM150 116V115H149ZM176 116V115H175ZM179 116H180V114H179ZM244 116H246L247 118H245ZM255 115H253L252 117H254ZM57 117H59V116H57ZM88 117V116H87ZM133 117V116H132ZM131 117V118H132ZM158 117H159V115H158ZM178 117V114H177V116L175 117V118H177ZM181 117H182V115H181ZM182 117V118H183ZM206 117V116H205ZM205 117H203L202 119H203V121L205 120ZM251 117V118H252ZM259 117H261L262 118V120L263 121H260L259 122ZM12 118V119H11ZM55 118V117H54ZM92 118H94V116H92ZM92 118H91V120H92ZM97 118V117H96ZM129 118V117H128ZM134 118V117H133ZM143 118H145L144 117V115H143ZM147 118H149V117H147ZM173 118V117H172ZM200 118H201V116H200ZM199 118V119H200ZM250 118V119H251ZM45 119H48V123L49 124H47V125H41L43 122H44V120ZM151 119V118H150ZM171 118H170V116L169 115H167L166 113L165 114H163L162 116H160L156 121H160V124L162 123L161 121H166V120H169V121H171L170 120ZM179 119V118H178ZM207 119V118H206ZM253 120H254V118H252ZM252 119H251V121H252ZM86 120V119H85ZM88 121L90 120V116L88 117V119H87ZM86 120V121H87ZM91 120H90V122H91ZM95 120H97V119H93V121H95ZM134 120V119H133ZM132 120V121H133ZM149 120V119H148ZM224 120H222V121H224ZM87 121V122H88ZM153 121V120H152ZM155 121V120H154ZM169 121H168V124H169ZM201 121V120H200ZM250 121V120H249ZM46 122V121H45ZM46 122V123H47ZM56 122H57V124H56ZM85 122V121H84ZM149 122V121H148ZM205 122V121H204ZM207 122V121H206ZM226 122H225V124H226ZM151 123V122H150ZM157 123H159V122H157ZM209 123V122H208ZM145 124H146V122H145ZM171 124L172 123H170V127H171ZM223 124H224V122H223ZM85 125H86V123H85ZM159 125V124H158ZM162 125H163V123H162ZM161 125V126H162ZM174 125L175 124H172V126L174 127ZM203 125H204V123H203ZM221 125V124H220ZM84 126V125H83ZM160 126V125H159ZM222 127V129H223V127L225 126H223V125H221ZM227 126H228V124L226 125V127H224V128H226L227 129ZM177 126L175 125V127L174 128H172L173 129V131L174 130H176L175 128H176ZM229 127H231V126H229ZM229 127H228V129H229ZM245 127H246V130L245 131H243V129H245ZM177 128H179V126L177 127ZM181 128V127H180ZM218 128H220V127H218ZM79 129V128H78ZM83 129H85V128H83ZM82 129V130H83ZM226 129H224V131L226 130ZM234 129V130H235ZM168 130V129H167ZM166 130V131H167ZM170 130V129H169ZM177 130H180V129H177ZM177 130L175 131V132H177ZM182 130V129H181ZM180 130V132H182ZM173 131L171 132V133H173ZM159 132V131H158ZM174 132V133H175ZM180 132H178V133H176L175 135H177V134H180ZM190 132H192V134H190ZM226 133H227V131H226ZM182 134V133H181ZM180 134V135H181ZM182 134V135H183ZM233 134L234 135H236L234 132H233ZM244 136H243V135ZM51 135H53L52 137H51ZM61 135H63V133L61 134ZM174 134H173V136H175ZM221 135V134H220ZM227 135H228V133H227ZM67 136V135H66ZM224 136H225V133H224ZM228 136H231L232 137V135H228ZM241 136V137H240ZM243 136V137H242ZM65 137V136H64ZM139 137V136H138ZM142 137V136H141ZM167 137H168V135H167ZM175 137H178V136H175ZM174 137V138H175ZM190 137H189V139L187 140L188 142H191V140L192 139H190ZM219 137V136H218ZM225 137H227V136H225ZM188 137H186V138H184L183 137V139H187ZM241 138V139H240ZM244 138V139H243ZM168 139H172V136H171V138H169L168 137ZM180 139H181V137H180ZM180 139H178V142H179V144L181 145L182 143L181 142H184L185 140H183V141H179ZM226 139V138H225ZM233 139V140H234ZM243 139V140H242ZM134 140H136L135 138H134ZM149 141V143H151L152 142V140H150V139H148ZM157 140V139H156ZM159 140V139H158ZM190 140V141H189ZM213 140H215L216 142H217V139H213ZM228 140V138L226 139V141ZM229 140H231V139H229ZM240 140V141H239ZM139 141V140H138ZM137 141V142H138ZM165 141V140H164ZM177 141V140H176ZM210 141V140H209ZM220 141V140H219ZM232 141V140H231ZM231 141L230 142H228V143H230L232 146L234 145L235 146V143L236 142H234V141H232V142H234V144H232L231 143ZM136 142V143H137ZM144 141H142V142H140L141 144L143 143ZM158 142L159 141H157V145H158ZM167 142V141H166ZM164 143L166 146L169 144V145H171V143H169V142H167V143ZM173 142H175V140L173 141ZM193 142H194V140H193ZM215 142V143H216ZM222 142V141H221ZM251 142V143H252ZM67 143V142H66ZM71 143H73V142H71ZM175 143H177V142H175ZM186 143V142H185ZM214 143V142H213ZM77 143H75V145H76ZM80 144H81V142H79V145H77V146H80ZM141 144L139 145V143L137 144V145H139V146H141ZM151 144H153V146H155L154 145V143L152 142ZM151 144H149V145H151ZM160 144V143H159ZM163 143H161V145H162ZM173 144V143H172ZM191 144V143H190ZM210 144V143H209ZM217 144V143H216ZM236 144V145H237ZM242 144V143H241ZM74 145V144H73ZM134 145H135V141H134ZM143 146H144V143L142 144ZM156 145V146H157ZM160 145V146H161ZM250 145H252V144H249V145H247V144H245V147L248 149L249 148V146ZM257 145V146H258ZM148 146V144H146V147ZM152 146V147H153ZM156 146L155 147H153V148H155V149H157L156 148ZM173 146V145H172ZM181 146H183V145H181ZM205 146H207V145H205ZM205 146H203V147H205ZM226 146V145H225ZM232 146H231V148H232ZM239 146H240V144H239ZM239 146H236L237 147V149L239 148ZM242 146H244V144L243 145H241V148L240 149H242ZM253 146V145H252ZM251 146V147H252ZM258 146V147H259ZM138 147V146H137ZM152 147H151V149H150V151L152 150V152H153V154H154V151H153V149H152ZM213 147V146H212ZM220 147V146H219ZM75 148V147H74ZM79 149H80V147H78ZM78 148H77V150H78ZM140 148H143V147H138V149H140ZM162 148V147H161ZM200 148V147H199ZM222 148V147H221ZM226 148V147H225ZM253 148H254V146H253ZM255 148H257V147H255ZM175 149V148H174ZM189 149V148H188ZM195 149V148H194ZM235 149V148H234ZM234 149H232V150H234ZM237 149H235V150H237ZM239 149V150H240ZM245 148H243V150H244ZM246 149V150H247ZM57 150V149H56ZM77 150H74V151H77ZM146 150H147V148H146ZM149 150V149H148ZM185 149H183V151H184ZM187 150V149H186ZM190 150L192 151V149H189L188 150V152L189 153H191L190 152ZM212 150V149H211ZM214 150V149H213ZM231 150V151H232ZM257 151H259L258 153L260 154L259 155V157L260 156H264L263 155V153H261V151H262V149H261V151H260V149H256ZM176 151V150H175ZM210 151V150H209ZM221 151H223V150H221ZM220 151V152H221ZM231 151H229V153L231 152ZM242 151V150H241ZM146 152V151H145ZM149 152V151H148ZM177 152H179L178 150H177ZM176 152V153H177ZM184 152H186V151H184ZM192 152H194V150L192 151ZM220 152H218L217 151V154H216V152L214 153L213 152V154H216L215 156H219L218 155V153H220ZM228 152V151H227ZM235 151H233L232 153L235 155L236 154V152L234 153ZM244 152H246V151H244ZM262 152H264V151H262ZM72 153H74V152H71V154ZM77 153H78V151H77ZM156 153V152H155ZM187 153V152H186ZM223 153V152H222ZM47 154H49V153H47ZM75 154V156H76V152L74 153ZM74 154H73V156H74ZM146 154H148L147 152H146ZM153 154H151V155H153ZM228 154V153H227ZM231 154V153H230ZM240 154V151H238V155ZM245 154V153H244ZM243 154V152L241 153V155H239V156H242V155H244ZM232 155V154H231ZM247 155V157H248V155L250 156V154L248 153V154H246ZM255 155V154H254ZM75 156H74V158H75ZM85 156H87V155H85ZM223 156V155H222ZM226 156V155H225ZM225 156H223V158H221V156H219L217 159L219 160V161H221L220 160V158L223 160L224 158H226ZM252 156L253 155H251V158H252ZM257 156H258V154H257ZM256 155H255V157H257ZM82 157V156H81ZM84 157V156H83ZM89 157V156H88ZM88 157H86L85 159H86V161L87 160H89V158ZM235 157H236V155H235ZM243 157H245V155L244 156H242L241 157V159H244ZM247 157H245V158H247ZM88 158V159H87ZM92 158H94V157H92ZM91 157H90V160L92 159ZM207 158V157H206ZM258 158V157H257ZM263 158V157H262ZM76 159V158H75ZM85 159L83 158V168H85V171L84 172H87V174L91 171V170H93L92 169V167L93 166H91L90 167V164H92V165H94V163H95V165H96V168L95 169H97V167L99 166V170L101 169V171H99L98 173L100 174V173H106V172H108V171H110V168L109 169H107V167H105V166H107L106 164H105V166H103L104 164H102L101 163V161L102 160H100V163H99V161L97 162V158L95 159V161L92 163V161H91V163H89V169L88 168H86V166H85V164H84V161H85ZM208 159H209V156H208ZM227 159V158H226ZM241 159H239L240 161H241ZM247 159H250V157L249 158H247ZM247 159H245V160H243V161H245V162H247L246 160ZM202 160H207V159H202ZM214 160H216L215 158H214ZM236 160V159H235ZM79 161V160H78ZM81 161V160H80ZM196 161V163L198 162V161H201V160H195ZM195 161H190V164H195V166L196 167H198L197 165H196V163H195ZM204 161H202V162H204ZM210 161V160H209ZM217 161V160H216ZM223 161H225V159L223 160ZM223 161H222V163H223ZM236 161H238V158H237V160ZM259 161H261V160H259ZM88 162V161H87ZM90 162V161H89ZM205 162H207V161H205ZM226 162V161H225ZM244 162V163H245ZM97 163H99V164H101V165H99V164H97ZM189 163V162H188ZM209 163V162H208ZM213 163H215L214 161H213ZM216 163H218V165L220 164L218 161L216 162ZM221 163V164H222ZM242 163V161L239 163V164H241ZM76 164H78V163H76ZM210 164L212 165V163H211V161H210ZM220 164V165H221ZM35 165V164H34ZM33 165V166H34ZM209 165V164H208ZM243 165V164H242ZM36 166H37V164H36ZM81 166V165H80ZM85 166V167H84ZM189 166V169L187 168ZM192 166H194V165H192ZM191 165H186V171H188V170H190L191 168L190 167H192ZM194 166V168H196ZM213 166V165H212ZM211 166V167H212ZM207 167V166H206ZM206 167H204V168H206ZM209 168H211L210 166H208ZM39 168V167H38ZM53 168V167H52ZM214 168L215 167H213L212 169L213 170H211V171H215L214 173L216 174V170H214ZM91 169V170H90ZM107 169V170H106ZM193 169V168H192ZM90 170V171H89ZM105 170V171H104ZM194 170V169H193ZM193 170H192V173H193ZM206 170H207V168H206ZM210 170V169H209ZM104 171V172H103ZM198 170H196L195 171V173L193 174V175H196V172H197ZM200 171H202V168H201V170ZM92 172V171H91ZM199 172V171H198ZM205 172H209V171H204V173ZM52 173H54L53 172V170H52ZM190 173H191V171H190ZM200 173V172H199ZM204 173H202L201 174V176L200 177H203L205 174ZM206 173V174H207ZM56 174V173H55ZM204 174V175H203ZM213 173H209L208 174V176L209 175H212ZM214 174V175H215ZM52 175V174H51ZM60 175V174H59ZM101 175V174H100ZM188 175H190V174H188ZM192 175V174H191ZM102 176H106V175H102ZM172 176V175H171ZM171 176H169L170 178H172ZM213 176V175H212ZM9 177V178H8ZM169 177L167 178V176L165 177V179L167 178V180L169 179ZM189 177V176H188ZM9 180H8V179ZM198 178V177H197ZM205 179H206V177H204ZM57 179H58V177H57ZM191 179H194L195 180V177H193V178H191ZM210 179V178H209ZM213 179V178H212ZM5 180H6V182H8V183H6L5 184ZM199 180H200V178H199ZM11 181V182H10ZM60 182V183H59ZM59 184H61V180H59ZM5 184V185H4ZM202 184V183H201ZM21 185V189H19V186ZM57 186H61V185H58L57 184ZM57 186H56V188H57ZM14 187H16V188H14ZM5 188H7V186H5ZM18 188V189H17ZM46 188V187H45ZM45 188L43 189V190H45ZM62 188V187H61ZM25 189V190H26ZM53 189H55V188H53ZM58 189V188H57ZM198 189V188H197ZM208 189V188H207ZM209 189H210V187H209ZM1 190H3L4 191V194H5V192H6V190L5 189H1ZM24 190V189H23ZM25 191V194H23L24 195V198H26L27 197V195H28V192L29 191ZM61 190V189H60ZM203 190H204V188H203ZM32 191V190H31ZM46 191V190H45ZM44 191V192H45ZM6 192V193H7ZM47 192V191H46ZM54 192H56L55 190H54ZM1 193V192H0ZM3 193V192H2ZM2 193L0 194V196L2 195ZM58 193V192H57ZM59 193H60V191H59ZM203 193V192H202ZM209 193H210V191H209ZM212 193H214V191H212ZM212 193H211V195H212ZM3 194V195H4ZM39 194V193H38ZM56 194V193H55ZM55 194H54V198H55ZM216 193H214V195H215ZM2 195V196H3ZM7 195V194H6ZM5 196V195H4ZM57 196V195H56ZM7 197V196H6ZM4 198V199H3ZM31 198V197H30ZM215 198V197H214ZM216 198H217V196H216ZM215 198V199H216ZM45 199V198H44ZM212 199V198H211ZM52 200V199H51ZM30 201V200H29ZM5 202H4V204H5ZM41 203H42V201H40ZM22 204V203H21ZM23 204H24V201H23ZM201 204V203H200ZM25 205V204H24ZM23 205V206H24ZM203 205H205V204H203ZM60 206V205H59ZM62 206V205H61ZM72 206H74V205H72ZM58 207V206H57ZM56 207V208H57ZM66 207V206H65ZM65 207H63L62 209L63 210H65V211H67V209L65 208ZM59 209H61L60 207H59ZM61 209V213L63 212V210ZM3 210H4V212H3ZM57 211L58 212H60V210H58L57 209ZM64 211V212H65ZM68 211H69V209H68ZM67 211V213H68V215H69V212ZM73 211H74V208H73ZM10 212H12L11 214H10ZM55 212V214H53L52 215V217H51V215H50V217H51V219H50V222H51V220L52 219H55V218H57V219H64V217L66 216V214L67 213H62V214H60V213H58V212H56V210H53V213ZM75 212V211H74ZM16 213V215H13L12 214V216H13V218H14V216H15V218H16V216H17V218H18V216L19 215H17V212H15ZM14 213V214H15ZM21 213V212H20ZM58 213V214H57ZM71 213V212H70ZM60 214V215H59ZM74 214V213H73ZM186 214V213H185ZM1 215V216H2ZM21 215V214H20ZM55 215H59V216H61L60 218L58 217V216H55ZM72 214H70L69 216H71ZM75 215V214H74ZM5 216V215H4ZM63 216V217H62ZM55 217V218H54ZM66 217H68V216H66ZM72 217L73 218H75L76 216H71V217H68V219L70 218V219H72ZM183 217V216H182ZM11 218V217H10ZM12 218V219H13ZM14 218V219H15ZM16 218V219H17ZM90 218L91 219H95V221H94V223L95 222H99V221H96V218H92L91 216H90ZM184 219H185V217H183ZM1 219V218H0ZM4 219V218H3ZM11 219V220H12ZM19 219V218H18ZM67 219V218H66ZM66 219H64V220H66ZM86 219V218H85ZM83 220V219H81L82 221H84L83 223H81V224H84L85 225V227H83L84 225H82L81 227H83V228H85V229H87L88 227H89V222H88V226L86 225V220ZM10 219H9V221H11ZM25 220V219H24ZM73 220V219H72ZM75 220H76V218H75ZM80 220V221H81ZM180 220H181V218H180ZM180 220H177L178 221V223H181V222H179ZM202 220V219H201ZM15 221V220H14ZM41 221H43V220H41ZM88 221V220H87ZM6 222H8L7 220H6ZM6 222H4L5 223V225H6ZM12 222V221H11ZM16 222V221H15ZM21 222V221H20ZM46 222H47V220H46ZM49 222V221H48ZM47 222V223H48ZM199 222V221H198ZM19 223V222H18ZM46 223V224H47ZM52 223V222H51ZM177 223V224H178ZM204 223H205V221H204ZM212 223H213V221H212ZM17 224V223H16ZM25 224V223H24ZM139 224V223H138ZM192 224H193V222H192ZM17 225H19V224H17ZM104 225V224H103ZM102 225V226H103ZM179 225H181V224H179ZM188 225H190V223L188 224ZM204 225V224H203ZM4 226V225H3ZM15 226V225H14ZM43 226V225H42ZM48 226V225H47ZM92 226L93 225H91V227L90 228H88V230L90 229H92ZM96 226V225H95ZM184 226V225H183ZM182 226V227H183ZM193 226V225H192ZM43 227H46V226H43ZM99 227H100V225H99ZM133 227H135V226H133ZM211 227H212V225H211ZM3 228V227H2ZM7 228V227H6ZM17 228V227H16ZM95 228H97V227H95ZM145 228V227H144ZM173 228V227H172ZM181 228V226L178 228V229H180ZM43 229V228H42ZM42 229H38V231H39V233L41 232V234H42ZM174 229V228H173ZM192 229H193V227H192ZM5 230V229H4ZM7 230V229H6ZM10 230V229H9ZM43 230H45V229H43ZM99 230V229H98ZM172 230V229H171ZM12 231V230H11ZM15 231V230H14ZM38 231H37V233H38ZM46 231V230H45ZM94 231H96V229L95 230H93V232ZM133 231V230H132ZM145 231V230H144ZM13 232V231H12ZM48 232V231H47ZM46 232V233H47ZM88 232H90V231H88ZM102 232V231H101ZM130 232H131V230H130ZM146 232V231H145ZM177 232V231H176ZM211 232V231H210ZM17 233V232H16ZM44 234H45V232H43ZM90 233H92V232H90ZM97 234H98V232H96ZM207 233V232H206ZM6 234H7V232H6ZM40 234V235H41ZM43 234V235H44ZM48 234H52L53 235V233H48ZM93 234V233H92ZM94 234H95V232H94ZM140 235H141V233H139ZM142 234H144V232H142ZM146 234V233H145ZM174 234V233H173ZM172 234V232H171V235H173ZM193 234V233H192ZM197 234V233H196ZM203 234H205V232L203 233ZM46 235V234H45ZM45 235L43 236V237H45ZM96 235V234H95ZM147 235V234H146ZM187 235H189V236H192V235H190V232H189V234L187 233ZM186 235V236H187ZM198 235V234H197ZM202 235V233L200 234V237H202L201 236ZM217 235V234H216ZM10 236V235H9ZM15 236H17V234L15 235ZM14 236V237H15ZM39 236V235H38ZM47 236V235H46ZM97 236V235H96ZM174 236V235H173ZM176 236H177V233H176ZM184 236V235H183ZM199 236V235H198ZM211 236H212V234H211ZM5 237V236H4ZM13 237V238H14ZM36 237V236H35ZM147 237V236H146ZM149 237V236H148ZM158 237V236H157ZM195 238H196V236H194ZM193 236H192V238H194ZM200 237H197V238H200ZM208 237H210V236H208ZM1 238V237H0ZM6 238V237H5ZM17 238V237H16ZM153 238V237H152ZM155 238V237H154ZM174 238H176V237H174ZM178 238V237H177ZM176 238V239H177ZM188 238V236L185 238V239H187ZM215 238V237H214ZM2 239V238H1ZM7 239V238H6ZM15 239V238H14ZM21 239H22V237H21ZM39 239H41L40 237H39ZM118 239V238H117ZM160 239V238H159ZM173 239V238H172ZM172 239H171V241H172ZM176 239H175V242H176ZM179 239H182V238H179ZM189 239V241H190V237L188 238ZM201 239H203V238H201ZM205 239V240H204ZM203 240H200L201 242L203 241L204 243L207 241L206 240V237L204 238ZM210 239H211V237H210ZM213 239V238H212ZM174 240V239H173ZM209 240V239H208ZM9 241V240H8ZM18 241H19V239H18ZM38 241H40V240H38ZM117 241H119V240H117ZM116 240H115V245L118 243ZM181 241H183V240H180L179 242H180V244H181ZM188 241V240H187ZM210 241V240H209ZM208 241V242H209ZM259 241V240H258ZM2 242V241H1ZM37 242V241H36ZM117 242V243H116ZM197 242H198V240H197ZM215 242V241H214ZM198 243H200V242H198ZM198 243H196L197 245H198ZM216 243V242H215ZM187 244V243H186ZM185 244V245H186ZM207 244V243H206ZM209 244H210V242H209ZM10 245H13V244H11L10 243ZM18 245V244H17ZM176 245V244H175ZM214 245V244H213ZM216 245V244H215ZM258 245H260V244H258ZM258 245H257V247H258ZM0 246H1V244H0ZM7 246V245H6ZM5 246V247H6ZM9 246V245H8ZM165 246V245H164ZM182 246L184 247V249H185V246L183 245V243H182ZM191 247L190 245H187L186 246V249H187V247ZM209 246H212V244L211 245H209ZM208 245H207V247H209ZM251 246H253V245H251ZM17 247V246H16ZM188 247V248H189ZM196 247V246H195ZM201 247L203 248L204 247V245H201ZM256 247V248H257ZM11 248H13V246H11ZM179 248V247H178ZM177 248V249H178ZM197 248V247H196ZM205 248V249H204ZM203 249L204 250H206L207 251V248L206 247H204ZM262 249L261 247H258L257 249ZM1 250L3 249L2 248V246H1V248H0ZM5 249V248H4ZM185 249V250H186ZM203 249H202V251H203ZM257 249H255V250H257ZM263 249H264V247H263ZM163 250H164V247H163ZM179 250V249H178ZM208 250H210V249H208ZM253 250H254V248H253ZM252 250V251H253ZM11 251H13V250H10L9 252H11ZM187 251V250H186ZM212 251V247H211V250L210 251H208V253L209 252H211ZM219 251H220V249H219ZM8 252V253H9ZM177 252V251H176ZM7 253V252H6ZM222 253V252H221ZM0 254H1V252H0ZM178 254H179V251H178ZM182 254V253H181ZM180 254V255H181ZM187 254V253H186ZM192 254V253H191ZM202 254V253H201ZM2 255V254H1ZM183 255V254H182ZM264 255V254H263ZM142 256V255H141ZM140 256V258L143 260V259H145V258H142ZM7 257V256H6ZM145 257V256H144ZM183 257V256H182ZM211 257V256H210ZM264 257V256H263ZM179 258H181V256L179 257ZM194 258V257H193ZM3 260V259H2ZM142 260H140V261H142ZM148 260V259H147ZM165 260V259H164ZM185 260V259H184ZM1 261V260H0ZM158 261V260H157ZM176 261V260H175ZM183 261V260H182ZM261 261V260H260ZM174 262V261H173ZM177 262V261H176ZM204 262V261H203ZM261 262H264V261H261ZM260 262V263H261ZM1 263H3V261H1ZM141 263V262H140ZM142 263H144V264H147V262H142ZM141 263V264H142ZM154 263V262H153ZM175 263V262H174ZM180 263H183V262H180ZM191 263V262H190ZM212 263H213V261H212ZM248 263V262H247ZM149 264V263H148ZM156 264V263H155ZM163 264V263H162ZM173 264V263H172ZM188 264V263H187ZM209 264H211L210 262H209ZM263 264V263H262Z\"/></svg>",
	"mask_w": 264,
	"mask_h": 264
}]
</instances>
